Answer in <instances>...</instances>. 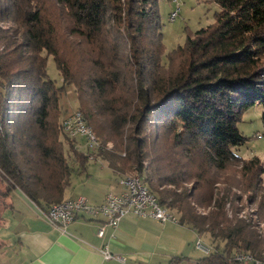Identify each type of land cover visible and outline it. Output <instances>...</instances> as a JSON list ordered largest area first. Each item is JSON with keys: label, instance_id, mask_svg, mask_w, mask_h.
<instances>
[{"label": "trees", "instance_id": "obj_1", "mask_svg": "<svg viewBox=\"0 0 264 264\" xmlns=\"http://www.w3.org/2000/svg\"><path fill=\"white\" fill-rule=\"evenodd\" d=\"M157 1L0 0V226L13 187L41 209L61 199L71 173L85 170L86 151L54 115L71 84L96 135L127 126L125 157L102 151L108 166L119 173L129 161L141 172L143 154L150 155L151 172L141 177L147 190L178 211L179 224L211 238L208 253L169 255L165 264H240L232 255L238 250L264 264V240L251 217L235 214L241 196L230 188L251 202L262 185L263 161L235 149L256 135L238 129L243 111L264 107V0H210L212 20L186 27L167 52ZM173 52L179 63L163 70ZM48 54L60 84L46 75ZM160 133L165 147L154 143Z\"/></svg>", "mask_w": 264, "mask_h": 264}, {"label": "rangeland", "instance_id": "obj_2", "mask_svg": "<svg viewBox=\"0 0 264 264\" xmlns=\"http://www.w3.org/2000/svg\"><path fill=\"white\" fill-rule=\"evenodd\" d=\"M176 4H178V11L177 14L174 15L173 19L168 18V14L175 8V5L172 4L170 0H158L156 5L158 7V18L161 23L160 31L162 33V42L163 44V52L170 51L173 46H175L177 43L180 44L181 41L184 39V35L186 32V27L188 29H193L196 27H199L201 25L207 24V22H210L212 20V16H210V13H212V10L216 7L215 3L210 0H177ZM1 25V24H0ZM3 25V24H2ZM121 45V44H120ZM178 53L173 52V59L170 60L169 64L165 65L166 67H169L170 65L172 67H175L177 63H179L180 57L177 55ZM51 55L48 54L47 58L45 59V70L46 75L51 79L55 81L56 84H60V75L57 73V69L55 67L54 62L51 59ZM83 64H87V62L84 60ZM59 106L58 111L55 112V119L56 120H62L64 115L69 113V111L76 109L78 101L75 99V94L73 91V88L71 84L64 85V90L61 93L59 99ZM78 109V108H77ZM262 115H264V107L260 103H254L252 105H249L246 107V109L243 111L241 118L237 121L238 129L241 131V133L245 136H250L252 133L256 134L254 137H249L246 139V141L239 145L235 152H237L239 155L243 157H249L253 154H256L260 157V159L263 161V171L261 172V181L262 185L260 188H258L255 192V197L253 201H249L246 199V193L243 191H240L239 188L230 187L232 191L239 194L241 198L237 199L235 201V207L236 212L235 214L240 217H251L252 221H254L255 227L258 229L259 233L262 236V239L264 240V134L263 132V122L261 120ZM124 130L122 133H115L113 129H109L106 133V136L103 138H100L101 136L96 135L97 140L99 141V146L95 149L87 150L86 147L83 144V137L81 135L71 136L70 140L74 142V145L79 148L82 152L86 151L87 157L89 156L88 153L92 155V157H88L87 163L85 164L84 168L87 170L93 178H100L102 174V168L99 167L100 164L105 165V163H108L106 158L104 159L102 157V151H112L114 155H121L122 157H125L124 153L126 150V146L128 147L130 145V142L126 139V136L128 134L126 130V125H124ZM164 133L158 134V139L155 141V138L153 135L148 136L147 138L151 141H155L158 145L162 144L163 147H165L167 143V138L163 139ZM163 137V138H161ZM68 139V138H67ZM151 143V142H150ZM63 148L64 152L66 151V143L63 142ZM96 151V154L94 153ZM98 151V152H97ZM143 152V149L141 150ZM101 152V153H100ZM116 152V153H115ZM102 158V159H101ZM104 159V160H103ZM150 155L144 156L141 159L140 165H141V172H138L133 167V164L130 166V162L128 161L122 170V172L119 171V175L115 177L117 185L114 184V180L112 179V175L109 176V182L106 184L108 188H110L111 191H117L120 189V184L118 182V178L123 175L127 174H138L139 179H141L142 176H144V173L149 174L151 172V165H150ZM129 166V167H127ZM133 166V167H132ZM105 167V166H104ZM235 167V168H234ZM229 166L228 171L229 173L235 172L236 166ZM105 171V170H104ZM154 173H152L151 180L154 181V175L160 173V169H154L152 170ZM116 173V174H117ZM74 175H77V172H73ZM223 175H220L218 178L222 179ZM225 176V175H224ZM142 180V179H141ZM93 183L96 190L98 185H102V182H99L97 184V181L88 180ZM143 182V181H142ZM145 185L146 183L143 182ZM218 187L224 185V182H217L216 183ZM184 186L187 188L189 187V182L186 181ZM183 185L181 187H184ZM1 187V184H0ZM158 187V186H157ZM162 187L161 189H168L173 188L171 185H162L159 186ZM158 187V188H159ZM18 189V188H17ZM19 190V189H18ZM95 190V191H96ZM107 190V191H110ZM155 192V191H153ZM14 189L11 190V193L9 194L12 198L14 196ZM156 193V192H155ZM80 195V194H77ZM76 195V196H77ZM82 195V194H81ZM157 195V194H156ZM258 199L261 201L260 205H258ZM191 203H193L195 209L197 212H205L207 211L208 207L201 206L198 203H195L193 200H191ZM225 206L227 208V215L229 212L228 208V202L225 203ZM176 217H178V211L173 208ZM2 216L4 218L3 224L0 226V236L3 238H8V230L10 227L8 223V211L6 209H1ZM166 222V221H165ZM163 222V223H165ZM170 222L167 224V226L163 229L165 233L163 236L155 243L153 253L150 255V259H145L144 254L146 251L144 249L141 251V259L142 261L140 264H156L157 262L159 264H162L167 260L169 255L172 254H179L184 255L188 257H197L198 254H200L199 251H197L194 248L193 241L198 236L200 238V241L203 243H209L210 245L213 244L211 242V238L208 236L207 233L197 234L196 230L191 228L188 224H178L177 222ZM174 223V224H173ZM104 230V228H103ZM102 230V232H103ZM6 240V239H5ZM12 246V245H11ZM11 250V247H9ZM2 248H0V264L4 263V260L6 258L1 254ZM148 252V251H147ZM11 255L13 256V252L11 251ZM102 255V254H101ZM104 258V257H102ZM7 259L9 257L7 256ZM150 262V263H147Z\"/></svg>", "mask_w": 264, "mask_h": 264}, {"label": "crops", "instance_id": "obj_3", "mask_svg": "<svg viewBox=\"0 0 264 264\" xmlns=\"http://www.w3.org/2000/svg\"><path fill=\"white\" fill-rule=\"evenodd\" d=\"M99 167L102 168L100 178L91 179L92 175L87 170L77 175L71 173L68 184L60 193L61 198L82 194L90 203L100 202L103 193L110 190L106 186L109 176H113L115 184V177L119 174L107 163L100 164ZM88 180L97 181V184L102 182V185H98L96 190ZM13 189L15 193L12 198L9 194ZM11 190L7 194L8 198L6 197L9 204L4 207L9 212V234L8 238L0 236L1 254L6 258L3 264H140L141 251L144 249V254L148 253L144 256L145 259H150L155 243L163 236V229L170 223L128 213L120 217L114 229L104 225L103 235L97 236L95 230L103 224L102 218L80 215L68 221L61 230L46 221L43 207L40 209L16 187ZM110 232L113 235L110 236ZM103 243H106L111 253L121 255L123 260L102 258L98 248ZM11 251L13 256L10 257ZM201 254L200 252L198 255Z\"/></svg>", "mask_w": 264, "mask_h": 264}, {"label": "built area", "instance_id": "obj_4", "mask_svg": "<svg viewBox=\"0 0 264 264\" xmlns=\"http://www.w3.org/2000/svg\"><path fill=\"white\" fill-rule=\"evenodd\" d=\"M170 1L175 5V8L168 14V18L173 19L174 15L177 14L178 4H176L177 0ZM60 127L69 137L81 135L87 150L95 149L99 146V141L92 127L85 123L83 115L77 108L64 115ZM88 154V157H92L90 153ZM138 176V174L120 176L118 178L120 189L117 191H105L102 200L98 203H90L84 195L80 194L51 202L43 206L42 212L47 222L61 230L64 229L68 221L77 216L84 215L90 218L100 216L103 224L95 230L97 236L103 235L104 225L114 229L120 217L128 213L154 218L160 222H177L178 217H176L173 208L163 204L160 205L156 195L147 190L146 185ZM111 235L113 233L110 232ZM193 243L194 247L202 255L210 250V246L201 242L198 236ZM98 250L104 258L123 260L121 255L111 253L106 247V243L101 244ZM232 255L240 264H260V260L250 254L249 251L238 250L233 252Z\"/></svg>", "mask_w": 264, "mask_h": 264}]
</instances>
